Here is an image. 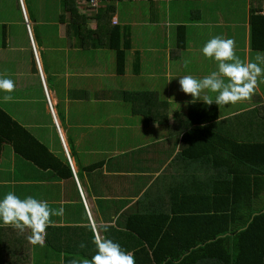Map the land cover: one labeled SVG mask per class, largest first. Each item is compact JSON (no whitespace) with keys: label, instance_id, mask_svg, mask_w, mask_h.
<instances>
[{"label":"crops","instance_id":"1","mask_svg":"<svg viewBox=\"0 0 264 264\" xmlns=\"http://www.w3.org/2000/svg\"><path fill=\"white\" fill-rule=\"evenodd\" d=\"M33 1L28 7L25 0H0V76L15 83L11 102H3L8 93L0 91V107L55 160L68 165L71 178L49 169L54 160L48 157L41 160L44 166H37L21 158L12 145H3L0 199L12 191L21 198L46 200L53 209L63 208L64 214L52 217L43 247L28 242L29 230L21 234L0 221V264H71L84 259L76 249L84 244V229L90 227L95 240L111 238V228L126 233L138 202L165 172L166 183L154 200V214L182 209L183 199L190 207L194 197L211 191L216 181H208L206 165L201 168L186 158L178 168L171 165L187 149L183 146L186 127L193 129L188 107L204 103L205 96L215 101L218 94L204 90L200 99L193 100L181 91L179 79L185 75L202 79L218 70L214 59L201 56L203 46L215 36L234 39L239 58L255 62L249 47L251 0H106L101 10L110 7L109 15L98 30L127 48L124 74L118 73L115 50L103 46L109 42L90 49L77 48L74 39L73 45L69 43V14L63 0ZM74 4L80 14L90 15L86 0H74ZM181 26L186 28L187 43L185 54L176 57L173 50ZM30 36L38 60L33 57ZM189 44L195 49L194 63L188 61ZM41 75L47 89L42 88ZM56 85L60 88L54 89ZM138 91L153 93L168 105V125L178 115L172 135L157 123L146 124L148 103L130 98ZM257 92L262 94L258 87ZM246 103L264 107V96ZM226 111L229 116L233 113ZM0 128L9 133L4 119ZM155 136L160 140L152 141ZM59 246H72L77 255L60 253Z\"/></svg>","mask_w":264,"mask_h":264},{"label":"trees","instance_id":"2","mask_svg":"<svg viewBox=\"0 0 264 264\" xmlns=\"http://www.w3.org/2000/svg\"><path fill=\"white\" fill-rule=\"evenodd\" d=\"M249 5V47L257 57L258 53L264 55V0H251ZM63 7L69 14L66 26L69 43L74 39L77 48L90 49L102 47L103 41L109 42L103 46L115 50L118 73L124 74L127 48L123 49L119 41L115 43L112 35L106 39L105 30H98L109 15L110 7L101 8L97 13L88 9V17L76 10L74 0H63ZM90 24L95 27L91 28ZM112 32L116 35L118 29ZM186 43V28L178 27L176 57L186 49ZM263 86L264 78L260 77L258 88ZM262 95L264 90L261 95L256 92L254 99ZM130 98L134 102L148 103L149 109L144 114L147 125L157 123L165 127L168 134H173L172 126L178 115L168 125V105L157 95L138 91ZM246 104H229L224 109L227 105L213 101L211 105L195 103L188 107L193 129L186 127L188 134L183 146L187 145V149L183 148L177 155L171 168L176 164L178 168L184 158L196 161L201 168L209 167L208 181L216 183L208 194L194 197L190 207L183 199L180 201L182 209L172 210L168 215L154 214V200L166 183L168 171L165 172L138 202L135 215L128 220L127 232L117 233L111 228L109 239L133 253L135 264H264V107H247ZM226 110L233 113L229 116ZM3 119L9 133L0 128V161L3 145L10 144L21 158L37 166H44L43 157L54 160V164L47 167L60 177L71 178L69 166L55 160L0 107V124ZM229 125H233L234 130H227ZM253 126L256 129L250 128ZM193 144L198 149H194ZM83 233H86L85 247L76 246L77 254L90 260L96 253L95 238L90 227ZM58 248L60 253L77 255L72 246Z\"/></svg>","mask_w":264,"mask_h":264},{"label":"clouds","instance_id":"3","mask_svg":"<svg viewBox=\"0 0 264 264\" xmlns=\"http://www.w3.org/2000/svg\"><path fill=\"white\" fill-rule=\"evenodd\" d=\"M235 48L236 41L234 39L221 36H215L206 42L202 53L206 58H212L218 63V70L202 79L192 75L181 77L179 79L181 91L186 95H191L193 100L200 99L201 92L204 90L217 93L218 95L215 97L217 105L250 102L258 87L259 78L264 76V68L256 62H243L236 55ZM33 51L36 60H38L35 46H33ZM256 60L264 62V55L258 53ZM185 63L187 64L188 61ZM14 90V81L0 76V91L8 93L3 96V102L8 103L13 100L10 93ZM203 102L211 105L213 99L205 96ZM63 214V208L53 209L46 200H40L33 196L21 198L12 191L7 192L0 199V221L3 225L11 226L21 234L29 230L28 242L40 247L45 245L46 231L53 223L52 217L63 216ZM95 246L96 253L90 260L86 258L81 261L72 260L71 264H135L134 254L125 251L118 243L109 238L96 239ZM80 247L83 248L85 245L81 243Z\"/></svg>","mask_w":264,"mask_h":264},{"label":"rangeland","instance_id":"4","mask_svg":"<svg viewBox=\"0 0 264 264\" xmlns=\"http://www.w3.org/2000/svg\"><path fill=\"white\" fill-rule=\"evenodd\" d=\"M36 1V0H35ZM25 2H26V4H27V6L28 7H30L33 3H34V1L33 0H25ZM37 3H38V1H36ZM188 7V6H187ZM64 14H65V12H64ZM40 28H37V31L39 30ZM237 33H239V30L237 31ZM34 34H35V32H34ZM172 44H175L176 45V43H175V41L172 43ZM189 49H190V51H189V54H188V56H189V58H188V61H189V63H194L195 61H196V53H195V49L193 48V46L192 45H190L189 44ZM173 51H176V48L173 50ZM183 54H185L184 52H182ZM181 53V54H182ZM35 56V55H34ZM201 56L202 57H205L204 55H203V53H201ZM89 60H92V58H89ZM89 60H87V62H89ZM78 61H80V62H85V61H81V58L80 57H78ZM262 68H264V65L262 64V65H260ZM41 74V73H40ZM261 78H264V76H262ZM41 83H42V88L43 89H47V86H46V83H45V80H44V78L42 77V75H41ZM54 89H59L60 88V86L59 85H56V86H54L53 87ZM261 91L262 90H264V86H263V88L262 89H260ZM256 92H257V89H256ZM256 92H255V95H256ZM50 97V96H49ZM253 97H254V95H253ZM46 98H47V95H46ZM51 100V99H50ZM47 101H48V98H47ZM51 104H52V102H51ZM52 108H53V104H52ZM152 139V141H155V140H160V136H155V137H153V138H151ZM67 186H68V184H67ZM73 186V185H72Z\"/></svg>","mask_w":264,"mask_h":264},{"label":"built area","instance_id":"5","mask_svg":"<svg viewBox=\"0 0 264 264\" xmlns=\"http://www.w3.org/2000/svg\"><path fill=\"white\" fill-rule=\"evenodd\" d=\"M147 1L158 2V1H170V0H147ZM105 2H106V0H87V7H88V9H89V11L91 13H97L103 7V5L105 4ZM114 24H117V22H114ZM28 30L30 32V28L29 27H28ZM33 46H34V43H33ZM46 95H47V98H48V101L47 102H48V105H49V109L53 113V108H52L51 100H50V97H49V94H48L47 91H46ZM67 161H68V164H69L70 161H69V158L68 157H67ZM80 195H82L83 202L86 203L85 198H84V196L82 194V191H80ZM91 224H93V223L91 222Z\"/></svg>","mask_w":264,"mask_h":264},{"label":"water","instance_id":"6","mask_svg":"<svg viewBox=\"0 0 264 264\" xmlns=\"http://www.w3.org/2000/svg\"><path fill=\"white\" fill-rule=\"evenodd\" d=\"M26 22H27V20H26Z\"/></svg>","mask_w":264,"mask_h":264}]
</instances>
